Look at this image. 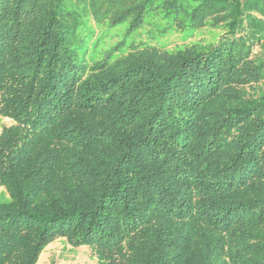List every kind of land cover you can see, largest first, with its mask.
<instances>
[{
    "label": "trees",
    "instance_id": "1",
    "mask_svg": "<svg viewBox=\"0 0 264 264\" xmlns=\"http://www.w3.org/2000/svg\"><path fill=\"white\" fill-rule=\"evenodd\" d=\"M0 117V264H264V0H0Z\"/></svg>",
    "mask_w": 264,
    "mask_h": 264
},
{
    "label": "rangeland",
    "instance_id": "2",
    "mask_svg": "<svg viewBox=\"0 0 264 264\" xmlns=\"http://www.w3.org/2000/svg\"><path fill=\"white\" fill-rule=\"evenodd\" d=\"M177 35L170 36L167 40L161 39L159 41L151 40V44L159 45V42H164L167 48H173L182 42ZM209 39L208 34L194 37V40ZM189 40L185 41L188 42ZM9 124L8 120L0 117V129L2 126ZM8 195L4 188L0 186V203L7 202ZM96 264V259L87 247L73 248L66 243L65 240H56L47 245L39 255L35 264Z\"/></svg>",
    "mask_w": 264,
    "mask_h": 264
}]
</instances>
